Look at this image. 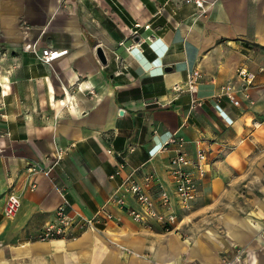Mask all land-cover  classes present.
<instances>
[{
    "label": "crops",
    "instance_id": "crops-1",
    "mask_svg": "<svg viewBox=\"0 0 264 264\" xmlns=\"http://www.w3.org/2000/svg\"><path fill=\"white\" fill-rule=\"evenodd\" d=\"M208 1L200 12L192 0H0V264H264V0ZM196 68L190 109L175 86ZM173 135L204 171L198 195L175 206L173 229L145 227L111 200L121 191L107 148L138 180L154 172L158 196L173 189L174 153L162 149ZM63 196L113 218L74 239H33Z\"/></svg>",
    "mask_w": 264,
    "mask_h": 264
},
{
    "label": "built area",
    "instance_id": "built-area-1",
    "mask_svg": "<svg viewBox=\"0 0 264 264\" xmlns=\"http://www.w3.org/2000/svg\"><path fill=\"white\" fill-rule=\"evenodd\" d=\"M196 8L200 12H205L212 2L208 0H192ZM136 27H140L136 24ZM144 28H149L145 25ZM134 34H138V29L135 28ZM239 77L248 84H251L256 77V74L248 70L245 66L238 69ZM202 78V72L199 69H193L188 72L183 85H176V90H184L190 95V109H194L201 105V99L197 92ZM223 93L234 103L238 104L234 91L228 86H223ZM186 140L183 136L173 135L163 144L162 149L173 150V156L169 163V174L173 183V189L168 190L161 186L158 196H154L152 188L160 184L159 178L154 172L146 173L141 180L135 176L136 168L125 172L127 167L126 154L123 151H116L112 148H107V153L112 154L117 158V163L114 170L109 174V178H120V182L115 191H121L119 196H112L111 200L118 206L126 209L131 218L145 227H151L153 223L160 224L164 230H171L177 222V214L175 206L183 208L188 205L198 195L197 175L202 176L204 171L200 164H197V173L192 166L194 163L184 150ZM134 147H129V151H134ZM62 148H58L56 159L59 160L63 153ZM204 154H199V160L203 159ZM53 166L44 168L37 163H30L27 166V171L30 173L45 172L50 173ZM31 186L34 188L35 183ZM130 194L133 196L136 206L127 205L124 196ZM20 206L19 197L9 192L5 207V213L9 217H13ZM102 218L112 219L113 215L105 212L104 208H100L93 216L88 217L83 213L72 208L70 202L63 196L61 204H59L52 216L44 222L39 228L33 239L46 241L51 239H74L84 231L94 227L95 223Z\"/></svg>",
    "mask_w": 264,
    "mask_h": 264
},
{
    "label": "water",
    "instance_id": "water-1",
    "mask_svg": "<svg viewBox=\"0 0 264 264\" xmlns=\"http://www.w3.org/2000/svg\"><path fill=\"white\" fill-rule=\"evenodd\" d=\"M96 55L99 59V61L102 63V64H105L107 62V57H106V54L103 50V48L101 46H97L96 47ZM123 110H120V113H122Z\"/></svg>",
    "mask_w": 264,
    "mask_h": 264
}]
</instances>
